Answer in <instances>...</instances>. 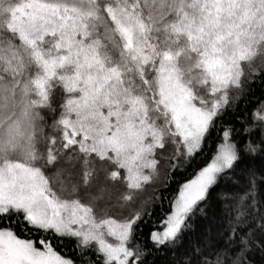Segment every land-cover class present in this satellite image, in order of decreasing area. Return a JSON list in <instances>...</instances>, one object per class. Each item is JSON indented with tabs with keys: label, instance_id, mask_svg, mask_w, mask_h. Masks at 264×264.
<instances>
[{
	"label": "snow or ice",
	"instance_id": "obj_1",
	"mask_svg": "<svg viewBox=\"0 0 264 264\" xmlns=\"http://www.w3.org/2000/svg\"><path fill=\"white\" fill-rule=\"evenodd\" d=\"M0 264H264V0H0Z\"/></svg>",
	"mask_w": 264,
	"mask_h": 264
}]
</instances>
